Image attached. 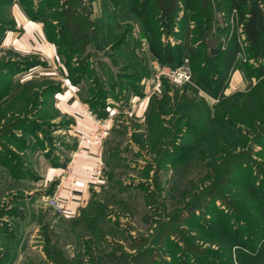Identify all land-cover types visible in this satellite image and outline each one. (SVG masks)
I'll return each mask as SVG.
<instances>
[{
	"label": "rangeland",
	"instance_id": "374dc122",
	"mask_svg": "<svg viewBox=\"0 0 264 264\" xmlns=\"http://www.w3.org/2000/svg\"><path fill=\"white\" fill-rule=\"evenodd\" d=\"M16 1L28 14L40 15L42 21H59L57 25H45L54 35L56 26L65 22L63 14L69 8L75 12L89 37L80 39L82 46L74 45L83 48H77L80 50L77 54L64 55L57 51L58 60L69 74L76 70L69 64L74 66L90 56L87 76L76 86L78 97L97 112L103 107V95L113 98L119 107L113 115L110 136L103 143V181L72 216L46 205L61 179L53 175L52 168L65 165L71 153L68 149L76 144V137L70 132L73 119L59 110L52 95L59 83L24 75L25 71L0 76V148L5 152L0 153V264H225L227 247L219 245L208 229L224 219L233 230L234 216L228 215L232 212L240 217L239 224L245 223L239 226L245 243L252 247L257 243L255 248L259 249L261 219L255 197L261 195L264 187V150L248 155L249 158L233 152L247 151L257 128H264V120L256 121L254 126L236 122L247 134L234 142L236 146L229 147L221 142L228 139L221 126L216 127L205 119L207 111L213 110L219 99L203 91L192 95L184 86L177 87L166 80L163 91L158 87L147 94L151 71L149 76L135 81L139 70L132 66L126 45L115 49L111 44L129 29L137 42L135 52L142 55L140 46L147 39L129 19L130 9L137 0ZM206 1L211 8L204 17L203 27L206 36L210 32L214 35V41L206 42L207 48L200 50L209 58L205 67L197 66L193 70L214 73L218 62L213 57L217 50L233 32L241 34V27L236 28L232 21L227 0ZM154 4L150 2L147 10L156 34L164 42L174 41L172 31L178 29L172 23L180 18L193 25V15L153 12ZM189 38L194 40V36ZM241 49L240 67L244 73L233 74L236 77L231 78L224 96L240 92L248 99L256 97L250 111L237 110L238 115L263 118L264 99L259 94L264 92V81L259 83L253 74L256 61L243 43ZM10 53L0 50V61L30 60L29 56L18 60ZM123 66L127 69H122ZM39 68L42 67L33 70ZM118 74H126L122 80L127 85L118 84L121 80ZM237 81L239 86L230 89ZM159 101H165V115L161 117L164 129L149 125L150 111ZM183 112L186 118L181 117ZM204 123H209L208 136L198 142L192 135ZM178 126H186V133L176 139L181 133ZM149 129L153 131L151 135ZM142 136L147 140L161 137L166 147L171 139L176 140L175 153L163 161L159 156L163 149L157 151L163 144L152 148L147 142V146H142L136 140ZM191 143L195 148L189 151ZM223 147H228L224 148L230 151L228 157L224 156ZM113 149L118 151L117 159L110 154ZM109 159L115 162L110 165ZM240 159L244 161L238 163ZM4 160L7 162L1 163ZM12 164L19 166L20 173L17 174ZM153 165L158 166L153 168ZM186 190L188 193L182 194ZM97 230L100 243L92 237Z\"/></svg>",
	"mask_w": 264,
	"mask_h": 264
},
{
	"label": "trees",
	"instance_id": "16d2710c",
	"mask_svg": "<svg viewBox=\"0 0 264 264\" xmlns=\"http://www.w3.org/2000/svg\"><path fill=\"white\" fill-rule=\"evenodd\" d=\"M16 0H0V37L4 31L8 29L14 28V23L10 21L7 17V9L14 3ZM19 1V0H18ZM43 3L45 0H40ZM155 3L152 6L153 12H160L164 15H174L176 12H180L183 14H191L193 15V25L189 26L184 22V19L180 18L181 22L184 24H178V21L172 23L173 27H177V31L173 32V42H164L161 36H158L154 30V25L151 21V18L148 13L149 3ZM228 3V13L231 15L232 21L235 23L236 28L238 26L241 27V34L234 33L226 39V43L220 47L213 59H216L218 62L217 69L214 73L211 72H197L194 71L195 67H205V62L209 60L206 54H201L200 50L206 49V42L214 41V35L210 32L208 36L205 34V28L203 27L205 20L204 17L207 16L209 9L211 8L210 3L206 0H137L133 2V5L130 9L129 19L133 21V23L137 24L140 28V33L144 38L147 39V43H142L140 46L141 54L138 55L136 53L137 42L132 39L130 35L129 29L123 31L120 35L119 41L113 44V48L117 49L123 45H126V52L130 53V61L132 62V66L135 69L139 70V75H136L134 78L135 81L147 77L152 74V69L149 70L150 62L157 61L163 66H168L170 68L178 67L184 58H188L190 62V67L192 70V84L193 85H184L187 89V93L189 91L190 94L196 95L198 91H203L206 94L212 96L213 98L219 99V102L213 107V110L207 111L205 115V119L210 120L212 124H216L217 126H221V129L224 130V133L227 135L228 139L223 138L221 142L225 143L224 145L236 146L234 142L239 139L240 136H246V131H242L240 127L236 126V122L241 121L254 126L255 122L264 120L263 118H259L251 115H238L237 110L241 111H250L253 107L254 100L256 97H251L250 99L243 96V94L235 93L232 96H224V92L231 82V78L236 71L240 73H244L241 69V58L240 55L242 53L241 43L245 45L247 51H249L250 56L256 61V64L253 65V74L256 76V79L260 83L261 80L264 81V0H227ZM20 4V3H19ZM22 8V7H21ZM70 9L63 14L65 22L61 23V26H56L55 35L48 29L49 26H45L46 24L57 25L59 22L55 21H42L40 15H30L24 11L26 16L35 22H40L43 24V32L46 40L53 44L56 47L58 53L62 51L65 54H77L79 49H83L82 43H80V39L87 40L89 35L85 31L82 26V20L75 15V12H70ZM85 27V26H84ZM182 31V32H181ZM62 34V35H61ZM64 34V35H63ZM165 34V33H164ZM60 36H62L60 38ZM194 36V40L191 41L189 37ZM242 41V42H241ZM80 44L81 46L74 45ZM87 45V44H85ZM110 45V43H109ZM98 48V47H96ZM85 50V49H84ZM83 50V51H84ZM11 54V53H10ZM15 55V54H14ZM15 58L19 60V56L15 55ZM17 61V60H16ZM16 61H0V76L4 74L11 75L13 73H18L22 71H27L36 66H45L42 62H40L37 58L30 57V60L23 62ZM91 61V57L85 56L80 61L77 62L74 66L69 64L70 67L75 68L76 70L71 71L67 74V78L71 81L73 86H78L82 83L83 79L87 76V72L89 69V64ZM194 64V65H192ZM127 66H130L127 64ZM126 66V67H127ZM125 67V66H123ZM122 69H127V68ZM9 70V71H8ZM194 71V73H193ZM252 71V70H251ZM246 73V71H245ZM194 75V76H193ZM252 77H255V76ZM232 76V77H231ZM121 80L118 82L119 85H127L128 83L122 78H126V74H118V78ZM127 77H130L129 75ZM141 77V78H140ZM134 81V82H135ZM166 81H163L161 86V90H164V84ZM257 83L256 86H259ZM117 84V85H118ZM255 86V87H256ZM134 87V85H133ZM60 84H57L53 89L52 95L60 92ZM134 89V88H132ZM136 90V89H134ZM253 91V90H251ZM250 91V92H251ZM259 96L264 99V92H261ZM81 98V97H80ZM108 95H103L101 99L103 100V107L99 112L94 111L97 116L102 117L103 115L108 114L106 111V102L108 99ZM246 98V99H244ZM113 99V98H111ZM115 99V98H114ZM247 101H244V100ZM81 100V99H80ZM84 103L88 105L86 100H83ZM165 105V101H159L155 103L152 107L149 114V125L158 129H164L161 126V117L165 115V111H163V107ZM89 106V105H88ZM91 111V107H89ZM105 108V111H104ZM182 118H186V114H180ZM201 114L198 113L197 117H200ZM183 121L181 120L180 123ZM181 126V124H180ZM215 126V125H214ZM179 127V126H178ZM177 127V128H178ZM172 128V127H171ZM170 128V129H171ZM186 128V126H184ZM179 127V136L176 139L181 137V134L186 133V130ZM251 129V127L249 126ZM169 129V130H170ZM209 123H204L197 132H195L192 136L196 138L199 142L202 138L208 136ZM149 135L153 133L151 129H149ZM256 130V129H255ZM189 133L190 130H187ZM264 128H257V131L254 133V141L248 146L247 151L237 150L233 153H238L245 158H249V156L254 155L259 150H264ZM259 134V135H258ZM203 135L204 137H201ZM223 136V134H222ZM259 136L258 139H256ZM165 136H163L164 138ZM150 138V137H149ZM161 137H155V139L147 140L148 138L138 137L137 143L142 146H147V142L151 145L152 148H155L157 145L163 144V147L158 148L157 151L160 152L161 159L164 161L166 158H169L171 155L175 153V146H177L176 140H170L167 142V147L164 145V142L161 141ZM230 141V142H228ZM72 145L70 148L74 147ZM190 146L189 151H192L195 147L194 144L188 145ZM245 148L244 145L241 146ZM151 150L153 151V149ZM228 147H223L224 156L229 154L228 149H224ZM187 150V149H186ZM188 151V150H187ZM3 149L0 148V153H3ZM5 153V152H4ZM228 153V154H227ZM110 154L113 155V158L117 159L118 151L117 149H113ZM190 154L188 153V156ZM184 158V157H182ZM181 158V159H182ZM8 160V158H5ZM183 161V160H182ZM244 161L243 159L238 160L237 162ZM7 161H2L4 163ZM113 159L108 160V164L111 165ZM152 165V164H151ZM108 166V165H106ZM158 165H153L155 168ZM244 166V165H241ZM17 171V174L20 173L18 170V165L11 166ZM12 168H10L12 170ZM13 171V170H12ZM230 169L227 171L229 173ZM22 174V173H21ZM223 182V178L220 179ZM144 187V186H142ZM146 187V186H145ZM254 191L253 189H250ZM188 193L183 191L182 194ZM256 192H254V196ZM92 197V196H91ZM257 201L258 214L261 219V236L259 240H261L259 249L256 250L257 243H254V247L249 246L245 243V238L241 234V228L239 226H245V223L240 222V217L237 216L234 212L228 214L234 216V228L233 230L229 227L227 220H220L217 222L215 228H209L208 231L214 235L219 243V245H225L227 249L225 250L227 257L225 258V264H264V187L261 190V195L258 194L255 197ZM203 205V204H202ZM199 207H202L201 204ZM176 212V213H175ZM175 215L178 214L176 210ZM97 213V212H96ZM85 215V214H84ZM84 217V216H83ZM95 221V220H94ZM95 242L97 243L100 239L99 231L97 230L95 234H93ZM101 241V240H100ZM99 241V243H100ZM98 245V244H96ZM234 249V252L231 251ZM185 252V251H184ZM183 252V253H184ZM53 259L59 261V257L54 256L52 254Z\"/></svg>",
	"mask_w": 264,
	"mask_h": 264
},
{
	"label": "crops",
	"instance_id": "0c3cea01",
	"mask_svg": "<svg viewBox=\"0 0 264 264\" xmlns=\"http://www.w3.org/2000/svg\"><path fill=\"white\" fill-rule=\"evenodd\" d=\"M7 17L14 23L13 29L3 32L0 37V50L11 52L21 57L37 58L45 66L39 69H29L23 72L24 75H36L37 79H52L60 84V92L56 93L55 99L59 110L66 113L72 120L70 132L76 137V144L70 150V156L67 158L65 165L59 164L56 168H52L55 177H61L64 174V168L69 163L71 170L67 174L62 183V189L59 198L65 199L69 195V189L73 188L74 200L68 207L67 213L74 215L78 212V208L83 205L93 192L96 191L97 184L91 185L94 179V169L96 168L97 159V143H103L109 138L112 126L113 115L118 111L117 103L111 98L107 99L106 111L109 113L105 117H99L89 106L78 97V88L73 86L67 78L64 66L58 60L56 47L49 43L43 32V24L29 19L23 12L17 1L7 9ZM236 75H233V78ZM239 86V81L235 82L233 88ZM135 100H133L134 102ZM132 102V103H133ZM103 120L101 133L104 135L102 139L96 137L93 144L79 142L81 135L88 136L94 127L96 120ZM95 189V190H94Z\"/></svg>",
	"mask_w": 264,
	"mask_h": 264
},
{
	"label": "built area",
	"instance_id": "2783aa9c",
	"mask_svg": "<svg viewBox=\"0 0 264 264\" xmlns=\"http://www.w3.org/2000/svg\"><path fill=\"white\" fill-rule=\"evenodd\" d=\"M150 67L152 69L151 78L147 82V94H150L151 91L157 90L158 87H160L163 80H166L168 83L181 87L184 85H190L192 83V70L190 67V62L188 58H184L182 63L176 67V68H170L168 66H163L157 61L150 62ZM149 86H152L151 89ZM103 126V120H96L93 129L91 130V133L88 136L81 135L79 137V142H85V143H93L94 139L98 137L99 139H102L104 135L101 133V128ZM102 158H103V145L102 142L99 141L97 143V165L94 169V179L93 182L99 180V182L103 181L101 171H102ZM71 167L68 163L64 168V174L60 177V182L56 185V188L54 190V193L51 197L47 198L46 205L48 207H52L53 209H56L58 212L64 213L68 211V207L74 200L72 196L74 195L73 188L69 189V195L65 199L59 198V193L62 189V183L64 179L66 178L67 174L70 173Z\"/></svg>",
	"mask_w": 264,
	"mask_h": 264
},
{
	"label": "bare ground",
	"instance_id": "6f19581e",
	"mask_svg": "<svg viewBox=\"0 0 264 264\" xmlns=\"http://www.w3.org/2000/svg\"><path fill=\"white\" fill-rule=\"evenodd\" d=\"M94 143V142H93ZM93 143H89V144H93Z\"/></svg>",
	"mask_w": 264,
	"mask_h": 264
}]
</instances>
